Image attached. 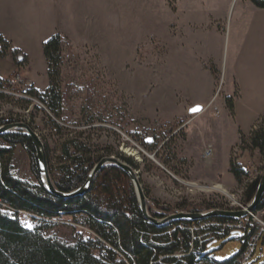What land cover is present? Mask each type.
<instances>
[{"label": "rangeland", "instance_id": "1", "mask_svg": "<svg viewBox=\"0 0 264 264\" xmlns=\"http://www.w3.org/2000/svg\"><path fill=\"white\" fill-rule=\"evenodd\" d=\"M12 1L6 39L29 64L16 67L11 53L0 59L6 92L1 93L6 98L0 97V118L31 125L59 167L70 164L63 158L64 143L79 134L97 152L93 157L131 158L139 166L147 208L158 213L162 208L172 210L166 216L193 209L248 211L245 186L263 176L264 157L244 150L241 140L262 115L253 118L255 108L245 104L237 107L235 118L227 99L235 104L241 86L254 87L255 97L264 96V10L249 0H123L119 8L112 0L111 24L88 26L86 0H80L84 27L71 29L47 0L6 2ZM54 34L62 40L63 109L56 121L61 132L53 129V116L39 100L30 101L27 110L17 104L25 83L39 93L48 90V66L36 42ZM193 47H206L214 62H195L199 54ZM211 68L216 71L213 79ZM0 147L8 145L0 139ZM207 149L214 152L209 161L203 157ZM233 160L249 173L243 185L229 172ZM12 166L16 178L37 184L22 146H16ZM208 206L212 209L204 210ZM263 211H248L246 217L261 219ZM201 222L194 226L198 231L217 223ZM46 236L71 241L93 234L64 216L53 221ZM238 237L202 235L204 241L215 242L208 251L218 263L241 253ZM261 248L260 243L257 255ZM262 253L249 264H264V247Z\"/></svg>", "mask_w": 264, "mask_h": 264}, {"label": "trees", "instance_id": "2", "mask_svg": "<svg viewBox=\"0 0 264 264\" xmlns=\"http://www.w3.org/2000/svg\"><path fill=\"white\" fill-rule=\"evenodd\" d=\"M256 8L264 10V0H249ZM61 37L54 35L43 45V54L48 66L49 87L45 93L32 89L31 97L40 101L49 110L53 119V129L61 132L56 121L62 118V95L60 91ZM11 53L16 67L27 66V57L0 36V59ZM22 55V56H21ZM21 56V57H20ZM216 75L214 69H210ZM4 81L0 79V90ZM1 98H6L0 93ZM17 104L28 109L29 100L18 99ZM227 107L234 112V99H227ZM21 121L13 118H0V127ZM258 124V125H257ZM248 138L242 136L244 150L258 151L264 157V115L260 116ZM31 126V125H30ZM83 134L67 139L63 145V158L70 164L59 167L50 158L46 149L47 161L52 181L61 193L69 194L87 181L91 171L104 157L97 154ZM8 147H0V264H237L243 254L247 235H240L243 243L241 253L232 259L218 263L208 251L215 242L199 238L204 234L220 235L215 226L197 232L190 228L201 221H174L157 227L144 217L140 210L134 186L129 176L117 167H106L97 176L91 191L84 196L61 199L48 192L42 182L37 154L32 141L21 131L0 137ZM16 146H22L30 159V169L37 184L22 181L13 174L12 159ZM108 153L112 154V151ZM136 171L139 166L119 155ZM230 174L239 185H243L249 173L235 160L230 163ZM262 176L250 180L245 186L244 201L250 203L255 197ZM206 207L204 210H211ZM162 213L148 207L149 214L157 219L173 213L162 208ZM264 210V198L257 211ZM202 210L193 209L190 213ZM30 214L36 221L33 229L22 226L19 213ZM70 217L74 224L88 228L93 237L71 241L58 237H47L46 232L54 220ZM233 219L216 218L219 223ZM211 221V219H209ZM221 236V235H220ZM208 238V237H207ZM206 239V238H205ZM263 239L261 240V245Z\"/></svg>", "mask_w": 264, "mask_h": 264}, {"label": "water", "instance_id": "3", "mask_svg": "<svg viewBox=\"0 0 264 264\" xmlns=\"http://www.w3.org/2000/svg\"><path fill=\"white\" fill-rule=\"evenodd\" d=\"M198 110H201L198 108ZM17 131H22V134L27 136L33 143L36 154H37V159L39 162L40 166V171H41V176H42V182L46 186L48 192L52 195H55L61 199H71L75 197H80L84 196L85 194L89 193L94 185V182L99 175L101 171H103L106 167H117L124 171L130 178L134 189L136 193V197L138 200V204L140 207L141 212L143 213L144 217L149 221L151 224L161 227L168 225L174 221H190V222H195V221H204L208 219H216V218H225V219H233V220H242L246 217L248 211H255L257 210L258 206L262 202L264 198V174L261 178L257 193L253 200L249 203V205L246 207L248 211H240V212H226V211H209L206 213H177L173 215L166 216L161 219H157L152 217L149 214L148 208H147V200L146 196L144 194V191L142 189L140 180H139V173L136 171L133 167L125 163L119 158L116 157H105L103 158L98 164L95 165L93 170L91 171L87 181L85 184L80 187L79 189L66 194V193H61L59 192L50 175L49 171V164L47 161V154H46V149L39 138V136L35 133V131L27 124L25 123H13L9 125H4L0 127V137L17 132ZM146 142H152V140H147Z\"/></svg>", "mask_w": 264, "mask_h": 264}, {"label": "crops", "instance_id": "4", "mask_svg": "<svg viewBox=\"0 0 264 264\" xmlns=\"http://www.w3.org/2000/svg\"><path fill=\"white\" fill-rule=\"evenodd\" d=\"M8 0H0V36L6 39L7 33H6V26L5 22L12 20V4H15L16 1H12L11 3L6 2ZM96 1H98L96 3ZM137 3L139 0H135ZM47 2H50L54 8L57 10V13L60 15V17L67 22V26L69 28H79L81 26L84 27L83 23H81V9H80V0H47ZM114 2L118 3L117 8L119 6L121 7V3L123 0H114ZM112 0H86V3L84 5V12L87 14L85 15V19L90 20L88 26H94L97 23L105 22L110 23L111 21V13H112ZM77 5V6H75ZM15 9H13L14 11ZM87 26V27H88ZM55 35V34H54ZM53 35V36H54ZM59 35V34H56ZM60 36V35H59ZM50 38H39L36 42L37 46L43 47V45L49 40ZM7 40V39H6ZM195 54H199L193 60L197 62V60L203 58L205 61H213L214 57L212 54L210 56L207 53L206 47H193ZM201 55V56H200ZM205 55V56H204ZM211 61V62H212ZM211 72V70H210ZM210 79H213V73L211 72ZM0 79L4 80L2 76H0ZM239 87V85H238ZM253 89L254 87L248 86L246 87H239V98L236 100L234 104V112L233 115L236 118L237 114V107L242 105H248L255 108L253 111L254 115L253 118L258 117L260 115H264V96L261 97H255L253 96ZM230 97V96H229ZM261 108V110L257 108ZM259 111V112H257Z\"/></svg>", "mask_w": 264, "mask_h": 264}, {"label": "built area", "instance_id": "5", "mask_svg": "<svg viewBox=\"0 0 264 264\" xmlns=\"http://www.w3.org/2000/svg\"><path fill=\"white\" fill-rule=\"evenodd\" d=\"M175 1V0H170ZM32 83H25L22 89L19 91L18 97L21 99H26L29 101L36 102L37 99L31 97ZM0 93H6L5 89L0 90ZM10 94V93H8ZM12 96H16V94H10ZM217 113V112H216ZM214 152L212 150L207 149L203 153V157L209 161L212 159ZM264 214V211H263ZM261 215V214H260ZM19 218H21V224L26 229H33L36 226L35 219L28 213L20 212ZM33 222H35L33 224ZM214 223V222H213ZM218 228H220V235L223 236L226 232L231 234H241L245 233L247 235V244L246 250L241 255V258L238 259L237 264H249L252 259L255 257L261 259L263 257L262 249L264 247V215L261 219L258 216H247L242 220H231L222 223H215ZM208 226V224H204L201 227ZM200 227V228H201ZM257 229V230H256ZM192 232H197L198 228L192 227L190 228ZM92 234V232H91ZM199 238H202L199 237ZM263 239V244L261 248V253L257 255V248ZM202 264V263H201Z\"/></svg>", "mask_w": 264, "mask_h": 264}, {"label": "bare ground", "instance_id": "6", "mask_svg": "<svg viewBox=\"0 0 264 264\" xmlns=\"http://www.w3.org/2000/svg\"><path fill=\"white\" fill-rule=\"evenodd\" d=\"M129 154V153H128ZM130 155V154H129ZM218 189L220 188V187H217ZM262 212V211H261ZM20 220H21V218H20ZM241 258V257H240Z\"/></svg>", "mask_w": 264, "mask_h": 264}]
</instances>
